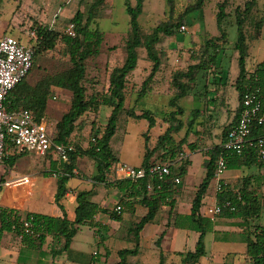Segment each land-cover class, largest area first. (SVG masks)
Returning <instances> with one entry per match:
<instances>
[{"label": "trees", "instance_id": "16d2710c", "mask_svg": "<svg viewBox=\"0 0 264 264\" xmlns=\"http://www.w3.org/2000/svg\"><path fill=\"white\" fill-rule=\"evenodd\" d=\"M105 0H94L88 7L87 12L77 11L69 20V24L74 26L76 36L71 38L64 32L60 33L50 29L47 25L33 21L30 28L34 33L33 38L28 42L33 50L34 61L44 54H49L57 50L60 46V54L67 59L68 68L64 71L46 75L35 84L31 85L26 78L22 80L8 95L4 106L7 111L15 112L20 109L30 110L37 123L44 122L48 110V101L53 96L54 89L70 92V103L68 110L61 115L54 126L51 142L53 145L70 144L73 151L68 154L66 162H59L58 169L53 168V173L58 176L55 203L61 211V216L52 217L37 213H27L26 220L30 221V228L25 229L23 222L17 216V210L0 206V243L4 234H13L20 238L21 245L27 250H40L48 236L54 241L63 240V245L58 250H52V256L56 257L66 252L76 235L78 227L88 226L96 229V234L103 238L100 224L94 221L98 214H106L113 218L115 222L121 220L123 215L134 214L132 201H138L140 205L147 209L144 217L128 225L125 236L134 243L133 249L119 250L117 255L119 262L116 264H127L128 257L137 256L139 253V233L143 227L153 221L161 207L167 206L168 218L173 221L177 229L193 231L198 234L194 249L185 254L173 253L180 256V264H198L200 259L206 255L205 236L213 231L214 222L201 216V207L205 204V198L211 193V181L217 166L219 157L226 160V170H241L244 168H264V161L258 162L254 154L247 157L236 156L223 150V143L232 127L239 118L240 102L244 88L256 91L262 108L264 110V58L257 65L255 70H248L247 60L249 58L250 42L255 41L264 27V3L262 9L258 8L257 0H247L242 8L236 7L234 10V24L237 31V39L234 49L237 53V77L234 82V89L238 94V107L235 109L231 122L224 126L221 131L220 143L207 149L203 153L207 157L204 164V177L196 187L194 197L191 202L190 214L182 216L174 213L175 195L177 189L183 185L188 176V167L191 162L181 157L184 154V146L193 153L197 150L196 143H187V135L180 141L173 137L183 128L182 122L178 119L183 114L180 100L187 97L203 100L207 107L211 101L217 100L219 90L225 88L227 76L221 65L223 54V43L227 38V32L223 28V23L229 14L226 13V6L229 0H223L218 4L216 14V24L219 36L211 37L199 44L197 50L190 56V64L181 70L175 71L171 76L170 87L167 92L170 95L168 107L172 110L168 113L166 122L168 127L163 134L156 138L153 147H150L148 136L145 135L144 153L139 168H148L154 162H165L169 164L170 175L163 179H150L145 177L137 181L129 179H118L107 183L105 174L109 172L112 165L119 162L113 153L110 142L117 129L118 114L124 110L126 100L127 77L135 70L138 61V50L145 51L146 59L151 64L148 75L141 83L138 92V99L144 98L152 90L151 83L155 75L160 71L165 52L159 50L157 46L163 37H173L179 34V29L185 24H192L191 15L198 14L204 7L206 0H196L195 3L186 8L183 14L174 17V0H166L169 7V15L166 21L159 22L149 33H144L138 18L143 11V1L135 0L132 5L131 0H124L125 11L129 16V28L121 43L123 58L121 64L114 66L109 72L107 87L99 88V82L94 78L87 77L86 61L89 58L98 56L104 41V33L95 25L98 13L104 5ZM252 27L253 36L249 41L246 28ZM19 41L20 38L17 37ZM111 51H117L118 47L113 46ZM33 68V67H32ZM32 70V69H31ZM212 88V89H211ZM223 102V99H222ZM113 106L112 113L107 124L101 132V138L93 146L89 142L88 147H83L80 142L73 140L77 129L82 128L85 123L94 125L102 105ZM126 116L136 121L145 120L147 131L156 126V115L149 110L136 113L133 108L126 110ZM199 110L191 112L189 128H192L200 116ZM100 133L91 129V135ZM264 128L256 126L253 137L263 136ZM51 149V148H50ZM159 153L160 161H152V158ZM24 154V153H23ZM23 154L9 157L4 161L6 165H13ZM87 158L94 164V176L90 179L94 185L104 184L113 186L126 196L116 205L122 207L121 214L116 215L112 210L101 208L92 201L93 190L78 191L75 195L74 219L67 218L62 200L68 193L67 184L75 178L76 163L79 159ZM56 163H54L55 165ZM175 178H180V184L174 183ZM152 184V189L147 190V186ZM216 201L220 205L230 202L233 210L223 208L218 218L239 220L238 227L244 235L246 246L245 257L249 264H264V227L252 226L250 222L258 219L262 214L264 198H260L256 190L252 188L251 178H244L242 186L235 191L229 184L216 193ZM128 198V200H126ZM249 227H252L251 230ZM162 234L155 242L159 250V263L165 264V255L161 249Z\"/></svg>", "mask_w": 264, "mask_h": 264}, {"label": "rangeland", "instance_id": "374dc122", "mask_svg": "<svg viewBox=\"0 0 264 264\" xmlns=\"http://www.w3.org/2000/svg\"><path fill=\"white\" fill-rule=\"evenodd\" d=\"M196 0H174V17L183 14L186 8L192 6ZM223 0H206L203 9L196 15H191L192 24H185L187 32L179 33L173 37H163L161 43L157 46L159 50L165 52V58L162 60L160 71L155 75L151 83V92L144 98L138 99V92L141 83L148 75L151 66L146 68L147 59L143 49L138 50V61L134 71L127 77L126 100L124 110L118 114L117 129L115 135L111 139L110 147L116 155L120 163L138 167L141 165L144 153L145 135L148 136L150 147H153L156 138L164 133L168 124L166 119L168 113L172 110L168 107V99L170 95L167 90L170 87L172 74L181 69H185L190 64V56L192 52L197 50L199 44L211 37L219 36L216 14L218 12V4ZM247 0H229L226 6V13L229 14L223 23V28L227 32V38L223 43V54L221 65L227 76L225 88L219 90L217 100L211 101L206 107L203 100L187 97L180 100V106L183 114L178 116L182 122L183 128L174 139L178 142L187 135V143H196L197 150L191 153L184 146L185 160L191 162L189 181L187 184L188 191L186 196L189 199L194 197V191L200 180L204 177L203 163L207 157L203 153L207 149L220 143L221 131L224 126L228 125L235 113V104H237V92L234 89V82L237 77V53L234 49V43L237 39L236 26L234 24V10L236 7L242 8ZM94 0H0V38L4 35H10L20 38L21 42L28 44L32 36L30 28L33 21L47 25L51 29L50 23L54 19V14L58 11L59 17L64 21L56 22L52 30L63 33L64 28L69 24L68 19L76 11L87 12L88 7ZM132 5L135 0L131 1ZM258 8L261 10L264 0H258ZM105 10L110 11L111 17L103 18L105 14L101 11L98 13V21L100 30L104 33V41L102 43L100 54L89 58L86 61L87 77L94 78L99 83V88L107 87V79L111 69L121 64L123 54L120 49L125 34L128 31L129 16L125 11L124 0H110ZM169 7L166 0H144L143 11L138 18V22L144 31L149 33L159 22L166 21L168 18ZM58 17V18H59ZM56 21V20H55ZM97 20H95V25ZM246 34L249 35V41L253 36V30L248 25ZM249 48V58L247 60L248 70H253L255 64L264 58V27L255 41H251ZM116 46L117 51H111L110 48ZM60 46L57 50L44 54L34 61L32 70L30 71L27 82L31 85L45 77L46 75H54L68 68L67 59L60 54ZM212 89V88H211ZM53 96L49 99L50 109L47 110L44 123L47 126L50 136L54 134V126L56 121L64 114L70 103L71 94L68 91L54 89ZM223 99V102H222ZM51 101V102H50ZM133 108L136 113L149 110L156 115V126L147 131V122L145 120L136 121L126 116V110ZM113 110V106L102 105L100 107L96 122L94 125L85 123L82 128L77 129L73 140L80 142L82 146L88 147L92 136L91 129L103 131ZM199 110L200 116L192 128H189L191 112ZM36 157L37 154L33 153ZM48 159V157L46 156ZM57 161L56 156L54 157ZM27 157L17 159L13 165L0 164V184L5 180L14 179L30 172L26 169ZM152 161H160L159 153H157ZM50 170V169H49ZM38 173V172H37ZM38 178L33 192L28 197L22 198L20 201L25 206L37 209L39 212L52 214L53 200L55 202V194L57 191L56 174L38 173ZM232 188L239 189L242 186L244 178H251L252 188L256 190L260 198H264V168H244L241 170H226L222 176ZM215 181H211V188H214ZM70 183L68 182L67 186ZM2 199V189H0V201ZM56 204V203H55ZM57 205V204H56ZM58 207V206H57ZM69 218L72 212L67 211ZM252 226L264 227V206L262 214L258 219L250 222ZM224 224L223 221H217L213 225V231L205 236L206 255L202 258V264H249L245 257L244 235L235 233V227ZM78 238L84 239L86 254H84V262L97 261L91 257L92 249H95L93 241V233L88 226H81ZM238 229V226L236 227ZM252 227H249L251 230ZM221 238V239H220ZM197 234L193 231L188 232V236L184 238L182 244L177 243V250L186 253L194 249ZM87 241H91V246L87 245ZM143 245L147 243L145 240ZM127 246H125L126 248ZM38 260L37 253H33L32 259ZM28 259V258H27ZM27 259L21 258L20 263L27 262ZM31 259V260H32ZM45 259V258H44ZM41 264H51L50 258L45 259Z\"/></svg>", "mask_w": 264, "mask_h": 264}, {"label": "crops", "instance_id": "0c3cea01", "mask_svg": "<svg viewBox=\"0 0 264 264\" xmlns=\"http://www.w3.org/2000/svg\"><path fill=\"white\" fill-rule=\"evenodd\" d=\"M109 1L110 0H105L104 5L101 8L102 12L104 11L103 13L105 14L104 16H102V19L111 17L110 11L105 10V7L109 5ZM74 14H72L68 19H71L74 16ZM59 15L60 14H58V11H56V14H54L53 16L56 22L64 21L63 19L59 17ZM99 20L100 19H97L98 27H99V24H98ZM257 64H255V66ZM150 66L151 64L147 62L146 68H142V70L148 69ZM238 104L239 103H238V94H237V104H235V109L238 107ZM50 108H51L50 103L48 101V109ZM46 156L48 157V159L46 158ZM46 156L42 157L37 154V156L35 157L33 153H24L22 156V158L23 157L28 158L27 163L25 164V167L30 173L24 174L21 176H29L33 180V186H32V190L30 193L33 192L35 183L38 180V178L36 177L38 173L52 174L54 166L56 170L58 169L59 162L58 160L56 161V159L54 158L55 155L52 153H49ZM54 163L56 164L54 165ZM118 163H120V161ZM76 166H77L76 170L74 171L76 172V175H75L76 177L69 181L70 185L67 186L68 193L66 194L65 198L61 202L62 205L64 206L66 215H67L68 210L72 212L71 218H69L67 215V218L70 221L74 219V205L76 203L75 195L78 191L92 189L94 193L92 197V201L98 204L101 208L107 209V210H112L114 206L122 198L126 196V194L118 191L116 187L106 186L104 184L94 185L93 181L90 179L91 177L94 176V173H95L94 164L91 160L87 158L79 159L76 163ZM190 166L188 167L187 178L183 182V185L177 189V193L174 197L175 203H174L173 212L180 214L182 216H186L190 214L191 202L193 199V198L189 199V197L186 196V192L188 191L187 184L189 181ZM203 168H204V164H203ZM105 177H106L105 181L107 183H110L116 180V177L113 173H106ZM5 181H9V180H5ZM5 181H3L0 184V189H2V199L0 201V206L14 208L25 214L37 213V214L48 215L52 217L61 216V211L55 204L54 200H53V205H52V210H53L52 214H46L43 212H39L37 211V209H32L29 207L27 208L25 204L21 202L20 200L24 197H28L30 193L26 194L23 190L19 188H13V189L4 188L3 189L2 184ZM225 183L228 184L227 182ZM236 190L237 189H235V191ZM215 196L216 195H215V186H214V188L211 190L210 195H208L204 199L205 203L210 204V205L213 204L216 201ZM126 200H128V198H126ZM132 202L134 206L133 207L134 214L130 216L129 214L125 213L123 217L121 218V220L118 222L111 221L108 218V215L106 214L97 215V219L99 221L98 224H100L101 230L103 232L102 234L103 238L101 239V237L96 234L95 228H91L92 233H93L92 242L95 245V249H92L91 251V257H93L94 259L97 258V261L95 263L94 261L84 262L83 260L84 254H86L87 252V248H85L84 239L81 241V239L78 238V235L81 231V228H80L81 226H80L78 227L77 233L71 241L69 249L66 252L56 257L52 256L51 254L52 250L60 249L61 246L63 245V240L54 241L52 237L48 236L42 248L40 250L33 251V250L25 249L21 245L19 237L13 234H4L2 241L0 243V264H41V262L45 260L46 258L47 259L50 258L51 264H116L119 262V258L117 255L119 250L134 248V243L129 241L125 236L128 225L144 217L147 213V209L143 207L142 205H140L138 201H132ZM168 210L169 208L167 206L161 207L155 219L151 221L150 223H147L143 227L142 231L139 233V253L137 256L128 257L127 264H158L159 263V250L158 248H156L155 242L162 234L164 235L161 238V249L165 255V264H180V259H181L180 256L174 255L173 253H182V254L186 253L185 251L177 250L176 247H177L178 241H180L182 244V241L184 240L185 237L188 236V232L190 231L175 228L173 225L172 219L170 221L168 218L169 217ZM219 220L223 221L224 224L228 226H232V227L234 226L235 229H232V230H234L236 234L237 233L243 234L241 229L236 228L239 224V220H236V219L228 220V219L217 218L215 222ZM197 238H198V234H197ZM144 240L147 243L146 245L142 244ZM90 242L91 241H87V245L91 246ZM125 246L127 247L125 248ZM35 252L37 253L38 260L35 258L32 259L33 253ZM21 258H24V259L28 258L27 259L28 263H25V261L23 263H20ZM202 258L200 259L198 264H202Z\"/></svg>", "mask_w": 264, "mask_h": 264}, {"label": "built area", "instance_id": "2783aa9c", "mask_svg": "<svg viewBox=\"0 0 264 264\" xmlns=\"http://www.w3.org/2000/svg\"><path fill=\"white\" fill-rule=\"evenodd\" d=\"M55 24L56 21L54 18L50 23L51 29ZM185 32H187V28L181 26L179 33ZM64 33L71 38L76 36L72 24L65 26ZM32 36H34L33 32ZM32 67L33 50L30 46L10 35H4L0 38V164H3L9 157L23 153H36L42 157L52 153L56 156L58 162H66L68 160V154L73 151V146L70 144L53 145L46 124L44 122L37 123L34 114L30 110L20 109L15 112H9L4 106L9 93L22 80L28 77ZM255 68L256 66L253 70ZM239 106V118L229 131L227 140L222 146L223 150L241 157H247L252 153L258 162H263L264 135L253 137L256 126H262L264 128V110L256 95V91H251L247 87L244 88ZM100 138L101 133L92 136L90 144L95 146ZM181 157H184V154ZM170 167L165 162H154L148 168L116 163L110 167L108 173H113L116 180L129 179L131 181H137L145 177L161 180L170 175ZM225 171L226 160L221 156L218 158L213 177L215 181V194L227 185L221 177ZM74 173L76 174V172ZM180 182V178L174 179L176 185L180 184ZM32 186L33 180L29 176H20L5 181L2 184L3 189L19 188L26 194L31 192ZM152 187L150 183L147 186V190L150 191ZM223 208L233 210L230 202H225L224 205H220L215 201L211 205L205 203L201 207L200 214L211 222H215L222 213ZM121 210V206L115 205L112 212L120 215ZM17 216L23 222V227L29 229L30 221L26 220V214L17 210ZM108 218L114 221L113 218L109 216ZM94 221L99 222L97 215L94 217Z\"/></svg>", "mask_w": 264, "mask_h": 264}]
</instances>
